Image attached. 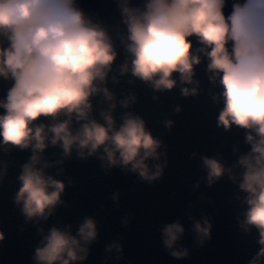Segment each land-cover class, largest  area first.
<instances>
[{
	"label": "clouds",
	"instance_id": "obj_1",
	"mask_svg": "<svg viewBox=\"0 0 264 264\" xmlns=\"http://www.w3.org/2000/svg\"><path fill=\"white\" fill-rule=\"evenodd\" d=\"M120 7L128 30L125 47L132 57L131 69L125 63L121 74L130 70L133 76L151 82L155 90H170L177 84L174 73L180 74L181 83H194V66L201 63L199 53H204L209 60L208 71L214 73L210 79L220 77L224 88V108L218 124L225 129L234 124L249 130L246 141L251 151L239 159L244 168L239 186L248 194L245 230L254 226L259 231L261 248L251 261L259 264L264 257V0L235 3L227 18L225 0H148L143 10L129 7L124 0ZM193 36L204 46L195 54L189 39ZM0 37L9 42L6 48L0 45V77L14 81L6 100L0 101V108L5 109L0 115V137L4 145L33 149L15 196L29 220L47 219L65 187L45 176L43 168L49 164L37 167L49 139L52 145L59 144L65 155H70L73 146L80 150L81 157L84 149L92 155L103 147L106 157L102 159L106 158L109 166L131 165L132 171L150 182L162 174L160 165L150 174L145 163L149 158L159 159L161 142L146 130L142 119L126 114L117 129L111 115L115 103L101 113L105 124L90 117L93 95L103 92L108 101L114 99L100 85L117 53L106 29L93 23L75 0H0ZM196 91L182 89L185 96ZM121 103L127 107L129 100ZM61 116L67 119L61 122ZM40 117H52L57 122L35 124ZM73 118L83 122L75 132ZM167 123L171 126L172 122ZM204 164L209 170V184L225 171L231 172L216 159L205 157ZM204 223L207 227L197 222L195 230L209 236L211 225L207 220ZM183 232L179 223L168 225L164 229L165 246L171 249ZM78 235L79 239L53 227L44 237V246L36 249L37 264L85 260L88 249L83 245L96 239L95 222L86 219ZM4 238L0 232V241ZM112 247L119 251L118 244L109 246V250ZM171 254L179 258L187 251Z\"/></svg>",
	"mask_w": 264,
	"mask_h": 264
},
{
	"label": "water",
	"instance_id": "obj_2",
	"mask_svg": "<svg viewBox=\"0 0 264 264\" xmlns=\"http://www.w3.org/2000/svg\"><path fill=\"white\" fill-rule=\"evenodd\" d=\"M123 2L75 0L93 23L106 29L117 53L100 85L114 99L108 101L103 92L93 95L90 117L105 124L101 113L115 103L111 115L117 129L126 114L142 119L146 130L161 142L159 159L149 158L145 163L150 174L156 172V165L162 167V174L150 182L132 171L131 165L109 166L107 159H102L106 157L103 147L92 155L84 149L81 157L80 150L73 146L70 155H65L63 148L52 145L49 139L37 167L49 164L43 168L45 176L65 187L47 219L29 220L15 196L21 187L23 166L30 163L33 149L4 145L0 137V232L5 237L0 241V264H37L36 249L44 246V237L53 227L79 239V228L88 218L95 222L97 236L83 245L88 249L86 259L74 264H251L261 248L260 236L254 226L245 230L248 194L239 186L244 172L239 159L251 151L246 141L249 130L234 124L225 129L218 124L224 108V88L220 77L210 79L214 73L208 71L209 60L204 53H199L201 63L194 66V83H181L180 74L174 73L177 84L170 90H155L151 82L133 76L130 70L121 74L125 63L131 69L132 59L125 47L128 30L120 7ZM147 2L127 0L129 7L142 10ZM243 2L225 0V17L231 15L235 3ZM189 39L194 54L197 48L204 47L197 37ZM8 43L0 37V45L6 48ZM228 47L231 51V42ZM13 83L0 77V101L6 100ZM185 87L196 88V94L185 96ZM123 100H129L127 107L121 103ZM3 114L5 109L0 108ZM65 119L59 117L61 122ZM56 122L52 117H40L34 123ZM80 123L73 118L74 132ZM205 157L218 160L231 172L225 171L209 184ZM205 220L211 225L209 236L195 230L197 222L207 227ZM175 223L184 232L169 249L164 244V229ZM113 244L119 245V251L115 247L109 250ZM173 251H187V255L177 258L171 254ZM259 264H264V257Z\"/></svg>",
	"mask_w": 264,
	"mask_h": 264
}]
</instances>
